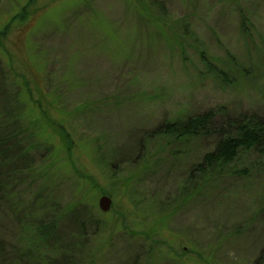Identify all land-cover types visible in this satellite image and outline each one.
I'll list each match as a JSON object with an SVG mask.
<instances>
[{"label":"rangeland","instance_id":"rangeland-1","mask_svg":"<svg viewBox=\"0 0 264 264\" xmlns=\"http://www.w3.org/2000/svg\"><path fill=\"white\" fill-rule=\"evenodd\" d=\"M34 1L19 24L27 0H0V83L20 90L12 111L34 132L36 167L18 216L0 200V264H34L29 248L52 259L23 226L42 218L41 196L57 235L80 242L74 264H264V154L192 180L217 137L155 133L208 112L219 126L264 118V0ZM193 181L199 194L179 205Z\"/></svg>","mask_w":264,"mask_h":264},{"label":"trees","instance_id":"trees-1","mask_svg":"<svg viewBox=\"0 0 264 264\" xmlns=\"http://www.w3.org/2000/svg\"><path fill=\"white\" fill-rule=\"evenodd\" d=\"M34 3V0H27L17 14L11 17V20H17L19 24L25 22L27 16L30 15L29 7L34 5ZM10 25L11 23L4 26L0 32V37L3 36V38H5L9 34H7V32ZM0 47L3 48L2 41H0ZM3 52L6 53V50ZM203 61H205L204 58ZM13 77L16 80L22 78L17 74L13 75ZM4 82L0 83V200L7 202V204L11 202V206L9 205L8 208L12 209L15 214L21 210L15 208L16 203L15 201L12 203V199L19 194L18 188L23 185L28 175L32 176L36 174L35 164L31 159V155H29L32 149L29 148L28 142V139L34 136V132H27L23 126L18 124L20 120L18 122L15 120L17 118L19 119V114L13 113L12 110L15 104H17L16 102H18L21 93L19 89H12ZM25 88L24 92L29 96L30 89L27 87ZM210 114L211 113L208 112L207 114L189 117L183 121H170L156 127V134L175 140V142L201 136L217 137L218 140L213 145V150L205 153L203 159L196 167V169H198V176L194 177L192 173V177L194 178L191 177L192 180H197L198 178L202 181L204 175L207 174L215 179L216 176H220L224 173L225 166L234 162L241 152L255 150L260 152V154H264V118L253 115H242L236 120H228L226 124H220L219 126L214 125V117ZM12 115H15V117ZM69 136L70 134L66 133L65 137L63 136L64 141L66 140L69 142ZM67 146H69V144H67ZM41 147L42 146L38 144V148ZM46 151H50L48 147H46ZM242 172L244 171L242 170ZM197 183L199 182L196 181L192 183L190 187H183L178 199L179 205L188 200V197L190 198L199 194L200 190ZM38 191L44 192L41 188H38ZM38 201H40V208L43 210L42 218L38 219L36 215V220L31 223V227H29V224L23 226L26 228H33L36 240L38 241L36 245L40 248L44 245H52L54 255L51 257L52 259L48 264H74V246H76V243L80 242L74 240L71 236L68 240L69 244H67V241L65 243V240L57 235V225H55L57 218H48L50 214H47V210L50 206L55 208L53 206L54 204L50 203L51 199L46 196H41ZM49 203L51 204L50 206ZM73 212L74 211H71V214H74ZM17 214L18 213L15 215L18 216ZM31 215H33V213H31L30 216ZM21 217H17L19 223L22 221ZM70 240L72 245H70ZM3 246L4 243L3 245L0 243V255L2 254ZM16 249L15 247L12 251L19 253L20 249ZM29 250L28 252L34 254V256L32 253L30 254L34 264H41V262L44 261L35 251L30 248ZM20 258V260L24 259L23 257Z\"/></svg>","mask_w":264,"mask_h":264},{"label":"water","instance_id":"water-1","mask_svg":"<svg viewBox=\"0 0 264 264\" xmlns=\"http://www.w3.org/2000/svg\"><path fill=\"white\" fill-rule=\"evenodd\" d=\"M98 207L101 212H107L111 207V198L109 196H102L98 201Z\"/></svg>","mask_w":264,"mask_h":264}]
</instances>
